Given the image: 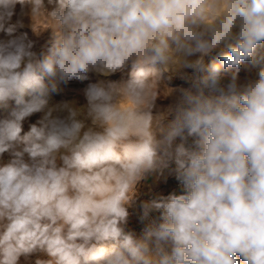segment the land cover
Returning a JSON list of instances; mask_svg holds the SVG:
<instances>
[{
	"label": "clouds",
	"instance_id": "obj_1",
	"mask_svg": "<svg viewBox=\"0 0 264 264\" xmlns=\"http://www.w3.org/2000/svg\"><path fill=\"white\" fill-rule=\"evenodd\" d=\"M0 264H264V0H0Z\"/></svg>",
	"mask_w": 264,
	"mask_h": 264
},
{
	"label": "rangeland",
	"instance_id": "obj_2",
	"mask_svg": "<svg viewBox=\"0 0 264 264\" xmlns=\"http://www.w3.org/2000/svg\"><path fill=\"white\" fill-rule=\"evenodd\" d=\"M72 87L75 88V87H77V85H73ZM67 95H68L69 97H71V96L74 95V93H73L71 90H69V91L67 92ZM172 184H173V181L170 180L169 183H168V185H162L163 190H164L165 192H167L168 189L172 186Z\"/></svg>",
	"mask_w": 264,
	"mask_h": 264
}]
</instances>
